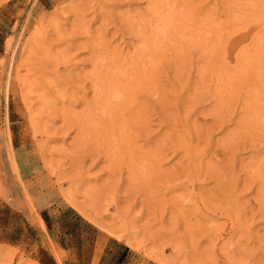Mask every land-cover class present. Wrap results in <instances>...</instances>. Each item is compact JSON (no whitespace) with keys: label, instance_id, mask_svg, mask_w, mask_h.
<instances>
[{"label":"rangeland","instance_id":"1","mask_svg":"<svg viewBox=\"0 0 264 264\" xmlns=\"http://www.w3.org/2000/svg\"><path fill=\"white\" fill-rule=\"evenodd\" d=\"M0 136V264H264V0H0Z\"/></svg>","mask_w":264,"mask_h":264},{"label":"bare ground","instance_id":"2","mask_svg":"<svg viewBox=\"0 0 264 264\" xmlns=\"http://www.w3.org/2000/svg\"><path fill=\"white\" fill-rule=\"evenodd\" d=\"M121 89V88H120ZM118 97H120V93L118 92V91H115L113 94H112V98H115V99H117ZM2 134V133H1ZM7 136V135H6ZM1 137V136H0ZM7 139H8V137H7ZM0 141H2V140H0ZM9 141V140H8ZM3 142V141H2ZM5 142V141H4ZM11 145V144H10ZM3 147H4V159H5V161H6V168H7V171H8V173L10 174V176H12V177H18V168H17V166H16V164L14 163V158L12 159V155H11V153H13V152H11L10 151V146H9V143H8V146L7 145H3ZM12 149V148H11ZM3 159V160H4ZM4 161V162H5ZM144 164V163H143ZM143 171V170H142ZM20 179V178H19ZM18 180V179H17ZM24 191V190H23ZM30 200V199H29Z\"/></svg>","mask_w":264,"mask_h":264}]
</instances>
